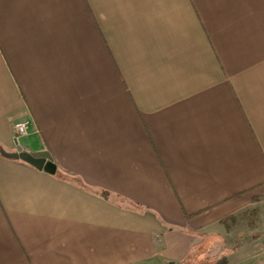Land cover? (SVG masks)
Masks as SVG:
<instances>
[{
	"label": "crops",
	"instance_id": "obj_1",
	"mask_svg": "<svg viewBox=\"0 0 264 264\" xmlns=\"http://www.w3.org/2000/svg\"><path fill=\"white\" fill-rule=\"evenodd\" d=\"M16 146L0 264H264V0H0Z\"/></svg>",
	"mask_w": 264,
	"mask_h": 264
},
{
	"label": "water",
	"instance_id": "obj_2",
	"mask_svg": "<svg viewBox=\"0 0 264 264\" xmlns=\"http://www.w3.org/2000/svg\"><path fill=\"white\" fill-rule=\"evenodd\" d=\"M1 155L8 159L20 160L38 171H44L48 174H54L55 165L53 164V160L50 155L43 152H27L23 150L21 147L16 146L14 153H5L4 151L0 152Z\"/></svg>",
	"mask_w": 264,
	"mask_h": 264
},
{
	"label": "rangeland",
	"instance_id": "obj_3",
	"mask_svg": "<svg viewBox=\"0 0 264 264\" xmlns=\"http://www.w3.org/2000/svg\"><path fill=\"white\" fill-rule=\"evenodd\" d=\"M240 229L256 231L257 233L264 232V204L259 205L254 209L244 221L239 222ZM212 263V262H211Z\"/></svg>",
	"mask_w": 264,
	"mask_h": 264
},
{
	"label": "built area",
	"instance_id": "obj_4",
	"mask_svg": "<svg viewBox=\"0 0 264 264\" xmlns=\"http://www.w3.org/2000/svg\"><path fill=\"white\" fill-rule=\"evenodd\" d=\"M26 130H27L26 122H21L14 125V132L16 136L24 135L26 133Z\"/></svg>",
	"mask_w": 264,
	"mask_h": 264
}]
</instances>
